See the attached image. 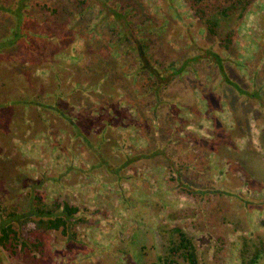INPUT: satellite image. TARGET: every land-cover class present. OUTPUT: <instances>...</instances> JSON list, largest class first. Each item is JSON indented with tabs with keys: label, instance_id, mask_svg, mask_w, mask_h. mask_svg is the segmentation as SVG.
<instances>
[{
	"label": "rangeland",
	"instance_id": "rangeland-1",
	"mask_svg": "<svg viewBox=\"0 0 264 264\" xmlns=\"http://www.w3.org/2000/svg\"><path fill=\"white\" fill-rule=\"evenodd\" d=\"M98 1L0 0V221L26 241L0 247L5 264H162L172 226L196 264H264V0L217 15L216 35L200 10L218 0ZM103 4L154 27L163 63L209 46L225 76L201 58L146 93L138 47L112 42ZM56 89L77 92L54 106ZM61 202L77 207L65 228L24 214Z\"/></svg>",
	"mask_w": 264,
	"mask_h": 264
},
{
	"label": "trees",
	"instance_id": "trees-1",
	"mask_svg": "<svg viewBox=\"0 0 264 264\" xmlns=\"http://www.w3.org/2000/svg\"><path fill=\"white\" fill-rule=\"evenodd\" d=\"M18 3L15 6L17 9L19 6H21V0H17ZM25 1V0H22ZM81 1V0H80ZM86 1V0H82ZM98 1V0H96ZM113 1V0H112ZM193 3L195 2H214L215 0H192ZM250 0H218V2L215 4V7L210 8L209 11L204 12L205 10H200L201 12V19L205 23L207 30L211 34H217V25H218V16L228 18L232 13L235 14L236 17L241 16L242 12L244 11V8L248 4ZM99 2V1H98ZM103 7L106 9V11L110 12L109 19L110 21H106V25L110 28V31H112V42L115 43V45L119 48L121 45H125L126 49L128 47H133L134 50L136 47H138V58L135 56L136 65L139 70H145L146 73V79L147 86H146V93H152V95L155 97L157 94H159V91L161 88L172 80L176 75H178L185 67L186 65L192 64L194 61H197L201 58H206L208 60H211L217 67V69L221 72L222 75L225 76L224 69H223V57L218 54L215 50H212L211 47H200L195 53H192L189 56H185L179 60H168L167 62H162L158 58L157 55L152 53L150 49L148 48V45L150 46V38L148 37V33L153 32L152 28L154 27H148V28H142L141 25L145 21V19H141L139 21L134 20L133 17H131L129 14L132 12L130 11L128 16H120L118 10H114V5H104ZM6 8V7H5ZM14 8V9H15ZM8 11V8H6ZM19 9V8H18ZM106 16V15H105ZM125 17V18H124ZM123 18V19H122ZM126 21L124 25H121L120 22ZM150 21V20H149ZM151 23L154 22L150 21ZM105 23V22H104ZM123 31L124 34L119 35V31ZM149 31V32H148ZM151 31V32H150ZM230 31H226L223 35V39L227 40L230 36ZM151 34V35H152ZM222 39V38H221ZM222 39V40H223ZM6 44V43H5ZM132 49V48H131ZM133 50V49H132ZM137 68V70H138ZM227 82H229L232 87H234L238 92H242L244 94H249L250 90H247L239 85L233 80H230L226 78ZM87 85V83L85 84ZM63 87V86H62ZM255 90V89H254ZM54 95L56 93H60V95L68 94V96L63 97H52V102H54V106L57 104H61L62 100L71 101L69 94H72L73 92H77V89H73L70 93V89H67L64 91V89H56L53 91ZM81 93V92H80ZM248 96V95H247ZM256 101V99H254ZM259 104V103H258ZM257 104V105H258ZM262 109H264V101L260 102L258 105ZM79 114V113H78ZM68 115V114H67ZM64 115L61 113L60 117L62 120L67 119L68 125L71 121H69L70 116ZM108 121V120H107ZM110 124V122H108ZM108 123H101L100 126H98V129H96L95 135L99 130L102 129V133H104V129L109 127ZM67 124V123H66ZM86 127V126H85ZM84 127L82 130L84 133H87L89 135V131ZM88 127V126H87ZM94 140V138H92ZM103 139V138H102ZM92 140V141H93ZM97 141V140H95ZM102 150V149H101ZM151 151H157L159 154L162 155L164 150H161L160 148H149L142 151L140 154L146 155ZM95 153H98L97 148L93 149ZM161 152V153H160ZM165 153V152H164ZM127 160V159H126ZM170 166L174 165L170 164ZM176 169V168H175ZM119 168L117 169V171ZM116 169L114 170L115 173H117ZM184 187V186H183ZM34 197V196H33ZM37 197V196H36ZM59 206V207H58ZM58 210L53 211L51 209H42L38 206H32L29 207L24 214L27 215H36L38 221H41L42 215L46 219L44 220V224L49 228H65L66 223L68 219L71 217V215L77 210V207L74 205H70L67 202H61V204H57ZM10 215H8V218ZM41 217V218H40ZM39 223V222H38ZM172 232L176 234L175 238L168 239V244L166 246V254L163 259H161L162 264H170L173 262L174 257L179 256L182 257L183 260H185L188 264H196L197 258L195 256V249L193 245V241L191 240V237L179 226H172ZM12 243V244H19L25 245L26 241L23 239L20 235V233L13 227L11 220H1L0 221V247H2L5 243ZM257 257V253L251 254V256L247 259V264H252V262ZM0 264H5V261L1 255L0 251Z\"/></svg>",
	"mask_w": 264,
	"mask_h": 264
}]
</instances>
